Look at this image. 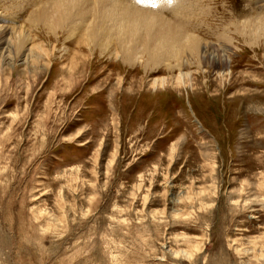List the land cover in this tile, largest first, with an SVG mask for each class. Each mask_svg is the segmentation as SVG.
<instances>
[{
	"label": "rangeland",
	"instance_id": "rangeland-1",
	"mask_svg": "<svg viewBox=\"0 0 264 264\" xmlns=\"http://www.w3.org/2000/svg\"><path fill=\"white\" fill-rule=\"evenodd\" d=\"M32 1L0 0V264H264V0H125L231 56L188 64Z\"/></svg>",
	"mask_w": 264,
	"mask_h": 264
},
{
	"label": "bare ground",
	"instance_id": "bare-ground-1",
	"mask_svg": "<svg viewBox=\"0 0 264 264\" xmlns=\"http://www.w3.org/2000/svg\"><path fill=\"white\" fill-rule=\"evenodd\" d=\"M26 1L27 0H25V2ZM170 1H172V0H170ZM32 2L33 3H36L35 0H33ZM47 2L48 3L45 6L41 7L39 10L35 9V10H37V13L35 12V14H33V15L31 14L32 16L30 15V21L32 23L40 24V23L47 22V19L49 18V14L51 13L52 18L54 16H56L57 23H59L58 21H60V23H59L60 26H62L64 24V27H66L65 28V31L68 33V36H66V37H68L70 40L72 38L76 37V40H74L76 42L83 41V39L92 40V41L95 42V41H100L99 39H102V38L103 39H112V37H113L122 46L123 51L121 52V54H122V57H123V61L125 63H131L132 62L131 61L133 59V58L131 59L132 54L138 50V47L141 48L140 47V44H144V43H145V47H143V48H145L146 54H147V52H149L151 54L149 60H151V57L152 58H155V60L156 59H159L160 57L159 58L156 57L154 48H153V52H151L150 45H151V42H155V43L161 44V41H163L162 42V45H161L162 54H164L165 56H167L168 53H170L171 56H173L174 58H179L178 59V63L180 62V64H183L185 61H186V63L187 62L189 63L191 61V58H192V57L191 58H188L187 55H180L181 53L184 52V50H185V44L186 43H188L190 45V48H191L192 51L193 50H197V53L195 54V56H197L198 58H200L199 60H201L202 57L205 58V55H207V56H214V55H216V51L217 52H220L221 51V54L220 55H222V54L226 55L227 56V59H228V62L231 61V56L227 52V51H229L228 48H226V47L225 48L224 47L221 48V46L220 47H216V45H213L212 43L202 41V39L200 38L199 35H197L196 33L190 32V30H191L192 27L190 28V26L188 25V23L186 25L185 23H181V22H179V23L176 22V21L175 22H172L169 18H167V16L164 15V13H162L163 10L162 11H154L155 9L154 10H152V9L151 10H148L147 8H140L141 5H139L137 7V6L133 5V3H130V2L125 1V0H47ZM41 3H42V1H41ZM176 3L178 4V3H180V1H176ZM28 4H31V3H28ZM163 4H165V3H163ZM165 5H167V4H165ZM169 5H171V4H169ZM157 7H158V4H157ZM172 7H175L176 8V4H175V6L172 5ZM178 7L179 8L182 7L181 6V3H180V6H178ZM86 8H89V10H86ZM52 12L53 13L56 12V15H54ZM150 13H152L153 16H151L152 14H150ZM180 13H182V12H180V10H178V12H177L178 16H179ZM172 14H173V12H172ZM191 15L193 16V14H191ZM189 16H190V14H189ZM112 17L114 18L113 20H112ZM258 18H255V19H252V20L251 19H248V20L245 21V23L247 24V26L252 25V24H254L256 22H260L261 24L264 25V15L261 16L259 19ZM77 19L80 20V21L77 22ZM75 20H76L77 23H74ZM159 20H160V23H161V27H159V28L163 29L162 31L164 33H162L161 31L158 32V30H156L155 33L158 32L161 35V37L158 36V38L156 37L157 39H154L153 38V37H155V36H153V31L154 30L152 31L150 29L152 28V26L157 25L156 23ZM174 20H175V18H174ZM190 20H192V19H190ZM112 21L114 22L113 23L114 25H112ZM154 21H156V23L153 25L152 23ZM192 22H194V21H192ZM146 23H147L148 27L150 26V29L149 28L146 29V31L148 30V32H147L148 33V36L147 37H144L143 35L139 34V32H140L139 30H140L141 27L146 26ZM246 24H244V25L243 24L242 25L241 24H237L236 29H238V28H241L242 29V28H244V26ZM31 26H32V24H31ZM31 26H29V28ZM33 26H35V25H33ZM0 27L2 28V25H0ZM24 27H26V26H24ZM194 27H196V26H194ZM255 27H256V25H255ZM5 29L7 30V26H6ZM11 29H10V31H11ZM249 30L252 31L253 29H249ZM17 31L20 32L19 31V28H18ZM113 31L115 33H113ZM18 32H16V33H18ZM26 32L30 33L31 31L27 30ZM8 34H9V32H8ZM3 35L4 36H7L5 34H3ZM18 35H16L15 37H17ZM24 35H26L25 36V39L26 38L27 39L30 38V34H27L26 33ZM18 37H20V35ZM137 37H138L139 41H138V43H135L134 40ZM169 38L172 41L171 44H169V41H170ZM5 39H7V38H5ZM15 39L18 40L17 38H15ZM25 39H24V41H25ZM8 40H10V39L8 38ZM8 40H6V41H8ZM31 40H32V38H31ZM11 41L13 42V40H11ZM107 41L108 40H106V42ZM131 41H133V44L132 45L130 44ZM20 44H21V42H20ZM37 47H39V45H37ZM37 47H35L36 48V51L39 49ZM116 48L118 50V47H116ZM117 50H115V52ZM45 51H46V49H45ZM156 52H157V50H156ZM188 52H190V51L188 50ZM224 52H226V53H224ZM118 53H120V52H118ZM141 56H144V55L142 54ZM161 59H162V56H161ZM161 59H159V60H161ZM149 63H151V62H149ZM159 64H160V62H159ZM157 66H159V65H157ZM180 69H181V65H180ZM231 70L232 69L229 66L228 69H227V71H231ZM179 73L181 74V72H179Z\"/></svg>",
	"mask_w": 264,
	"mask_h": 264
}]
</instances>
